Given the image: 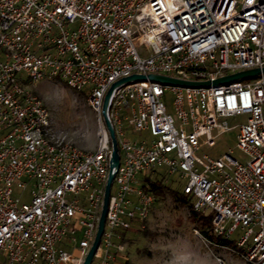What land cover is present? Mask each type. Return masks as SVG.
<instances>
[{"label": "built area", "instance_id": "2783aa9c", "mask_svg": "<svg viewBox=\"0 0 264 264\" xmlns=\"http://www.w3.org/2000/svg\"><path fill=\"white\" fill-rule=\"evenodd\" d=\"M263 67L264 0H0V264L83 263L109 173L102 106L114 82L133 74L212 81ZM43 79L87 94L98 121L93 151L55 129L27 86ZM247 79L113 88L107 116L119 163L90 264H112L122 233L145 228L155 196L141 180L162 167L186 180L196 213H211L221 242L194 229L205 246L264 264V72ZM232 129L244 159L232 149L198 153ZM144 130L150 139L130 136Z\"/></svg>", "mask_w": 264, "mask_h": 264}, {"label": "rangeland", "instance_id": "374dc122", "mask_svg": "<svg viewBox=\"0 0 264 264\" xmlns=\"http://www.w3.org/2000/svg\"><path fill=\"white\" fill-rule=\"evenodd\" d=\"M27 86L43 99L55 129L65 141L89 151L96 148L98 121L85 92L74 91L63 80L58 79H43ZM172 98L170 93H166L164 98L170 112ZM236 133L237 129L223 133L216 146L203 147L198 153L218 157L232 149L234 157L244 159L243 153L236 147ZM135 136L150 139L146 130L135 133ZM157 172L167 186L178 192L182 191L185 179L179 178L177 174L168 175L164 167L158 168ZM18 192L15 189L17 195ZM22 195L26 196L27 191ZM187 197L192 203L191 197ZM22 201H27L26 197ZM189 214L187 204L171 191L166 190L162 197H155L146 226L142 229L147 235L135 228L129 230L128 239L123 243L124 248L121 251L113 250L115 260L112 264H217V255L222 256L226 264H242V259L234 252L205 246L194 232L197 227L189 222ZM136 249H144L148 254L136 252Z\"/></svg>", "mask_w": 264, "mask_h": 264}, {"label": "water", "instance_id": "95a60500", "mask_svg": "<svg viewBox=\"0 0 264 264\" xmlns=\"http://www.w3.org/2000/svg\"><path fill=\"white\" fill-rule=\"evenodd\" d=\"M261 71L264 72V67L262 69L252 68V69H247V70L235 72L232 74L220 76L218 78H215L212 81L211 80H202V81L184 80V79H179V78L170 77V76L161 75V74H148L147 76L143 74H133L128 77L121 78L111 85V87L108 89V91L106 92L104 96L103 106H102V115H103L104 124L108 131V135L110 137L111 144H112V152H111V157L109 161V173H108V177H107V181L105 185L103 204H102V209L100 212L96 235L82 264H90L93 258V255L96 252V249L99 245L100 238L104 230V222H105V216H106L107 206H108V201H109L110 188H111V184H112V180L114 176L113 169L116 168L119 163L117 141L115 138L112 124L107 116L109 98H110L113 88L122 82H128L131 80H144L146 78L153 80V81H158V82H163V83H168V84H177V85H182V86H206L208 87L211 84L219 85V84L228 83L234 80H242V79L255 77L258 74H260Z\"/></svg>", "mask_w": 264, "mask_h": 264}, {"label": "trees", "instance_id": "16d2710c", "mask_svg": "<svg viewBox=\"0 0 264 264\" xmlns=\"http://www.w3.org/2000/svg\"><path fill=\"white\" fill-rule=\"evenodd\" d=\"M59 80V79H58ZM158 169L153 170L150 173L145 174L142 177V186L151 191L155 197H162L165 193L166 190L171 191L175 196L180 197L182 202L184 204H187L190 214L188 216L189 222L191 224H194L197 228L201 230L202 233H204L209 239L215 241V242H221V239L219 237H215L211 230H210V219H211V213H206V214H198L196 213L193 208H192V203L189 202L188 197L189 195H186L184 193L178 192L174 189H171L169 186H167L163 182V178L158 176ZM143 231V232H142ZM138 231L139 233L142 232V234L147 235V232L142 230ZM127 232L122 233V240L125 241L127 240ZM136 252H144L148 254L144 249H136Z\"/></svg>", "mask_w": 264, "mask_h": 264}, {"label": "crops", "instance_id": "0c3cea01", "mask_svg": "<svg viewBox=\"0 0 264 264\" xmlns=\"http://www.w3.org/2000/svg\"><path fill=\"white\" fill-rule=\"evenodd\" d=\"M132 137H136L135 134H131Z\"/></svg>", "mask_w": 264, "mask_h": 264}]
</instances>
